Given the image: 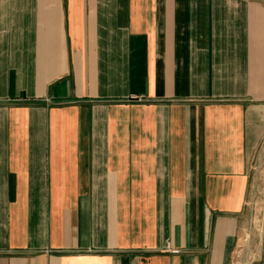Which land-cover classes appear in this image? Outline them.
I'll use <instances>...</instances> for the list:
<instances>
[{"label": "crops", "instance_id": "obj_1", "mask_svg": "<svg viewBox=\"0 0 264 264\" xmlns=\"http://www.w3.org/2000/svg\"><path fill=\"white\" fill-rule=\"evenodd\" d=\"M263 252L264 0H0V264Z\"/></svg>", "mask_w": 264, "mask_h": 264}, {"label": "built area", "instance_id": "obj_2", "mask_svg": "<svg viewBox=\"0 0 264 264\" xmlns=\"http://www.w3.org/2000/svg\"><path fill=\"white\" fill-rule=\"evenodd\" d=\"M131 99H138V97L131 96ZM166 251H170V252H172V253H177V252H178V250H170L169 247H166Z\"/></svg>", "mask_w": 264, "mask_h": 264}, {"label": "water", "instance_id": "obj_3", "mask_svg": "<svg viewBox=\"0 0 264 264\" xmlns=\"http://www.w3.org/2000/svg\"><path fill=\"white\" fill-rule=\"evenodd\" d=\"M262 264H264V252H263V261H262Z\"/></svg>", "mask_w": 264, "mask_h": 264}]
</instances>
